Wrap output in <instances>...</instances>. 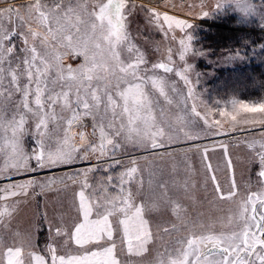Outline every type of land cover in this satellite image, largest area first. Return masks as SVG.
<instances>
[{
    "label": "snow or ice",
    "instance_id": "snow-or-ice-1",
    "mask_svg": "<svg viewBox=\"0 0 264 264\" xmlns=\"http://www.w3.org/2000/svg\"><path fill=\"white\" fill-rule=\"evenodd\" d=\"M127 4L128 0H32L27 7L8 5L0 9V97L14 108L9 114L8 104L0 105V159L3 160L0 175L51 170L77 160L86 161L97 153L112 161L105 168L107 172L120 165L117 154L123 144L131 143L155 153L166 146V140L178 139V135L173 136L166 130L165 109L147 90L150 84L171 104L166 93L168 82L162 77L141 73L140 66L146 61L138 50L133 62L121 57L125 44L129 53L135 48L126 30ZM153 16L158 23L160 15L153 11ZM5 20L12 26L10 29L5 27ZM163 21L169 30L190 27L186 21L167 14L163 15ZM15 38L23 43L19 52L13 42ZM189 39L180 41L185 51L189 50ZM66 57H83V63L77 67L65 66ZM181 59H184L183 52ZM153 67L166 73L172 71L165 63ZM176 74L188 88L185 104L189 99L194 101L191 114L204 121L209 135L223 134L221 129H225V123L210 122V110L202 115L187 77L180 72ZM16 93L20 94L19 101H14ZM238 109L244 113L264 114V103H241ZM238 109L234 104L233 112ZM219 114L225 119L230 115L223 109ZM88 117L92 119L90 134L81 130ZM29 119L35 121L32 136L36 148L31 155L23 147ZM256 124L264 126V115L240 118L231 115L226 130ZM184 135L190 139L199 138V133L193 136L190 131H184ZM77 136L79 145L75 143ZM254 146L255 142L249 143V147ZM216 147L224 150L227 159L228 146L219 143L211 150ZM260 148L258 176L264 186V144ZM209 151L208 147L203 149L205 161L209 160ZM32 159L36 161L35 167L30 166ZM130 163L131 166L120 174L119 184L108 177L107 185L118 188L115 194L108 186H103V182L102 190L88 183L89 173L97 170L94 167L59 177L49 176L43 181L28 179L0 187V201L6 202L26 195L35 187L41 190L57 184L67 187L66 181L80 185L74 197L78 202V217L71 230L55 229V237L67 235L77 247L76 253L59 254L58 248L51 243L46 247L47 255L34 248L25 251L23 246L8 247L3 253V264H122L114 233L120 237L121 253L125 247L129 255L140 256L147 252V245L155 238L147 213L157 210L159 205L155 200L137 202L143 181L135 192L131 190L130 182L136 180L139 169L136 159ZM206 169L211 173L214 199L235 205L234 209H229L227 217L231 231L217 232L214 224L192 222L187 235L177 239L171 251L158 253V264H264V187L241 196L230 159H227V189L218 180L211 163L206 164ZM159 187L165 189L164 196H167L166 185L159 184ZM165 203L173 204L174 212L182 211L174 201L166 200ZM5 214L6 209L0 211V217ZM163 231L169 233L178 229L173 225L172 229L164 228ZM67 244L66 240L65 246Z\"/></svg>",
    "mask_w": 264,
    "mask_h": 264
},
{
    "label": "rangeland",
    "instance_id": "rangeland-1",
    "mask_svg": "<svg viewBox=\"0 0 264 264\" xmlns=\"http://www.w3.org/2000/svg\"><path fill=\"white\" fill-rule=\"evenodd\" d=\"M30 2L32 0H0V9L8 5L27 7ZM250 2L253 5L251 8L237 7L230 2L223 3V0H128L125 13L126 30L128 39L135 48L129 53L128 45L125 44L121 48V57L126 62H133L138 50L146 61L140 66L141 73L145 76L162 77L168 82L166 93L168 100L172 101L171 104L161 97L157 90L152 89L150 84L147 90L165 109V118L168 122L165 125L166 130L173 136L178 135V139L171 142L166 140V146L155 150V153L153 150H146L131 143L123 144L117 154L121 161L120 165L107 172L105 168L112 161L106 157H99L97 153L86 161L77 160L74 164L61 165L51 170L0 175V187L28 179L43 181L49 176L59 177L94 167L97 170L89 173L88 183L98 190L108 186L109 191L115 194L118 188L113 189L111 185H107L108 177L111 176L113 181L119 184L120 174L131 166L132 159H136L139 172L136 180L130 182V187L135 192L142 180V194L137 198V202L151 203L155 200L159 205L157 210L147 213L155 238L147 245V252L136 256L129 255L126 247L123 253L120 252V237L114 233V239L118 243L117 253L122 264H158V253L171 251L176 246L175 241L187 235L192 222L214 224V230L217 232L231 231L227 217L230 214L229 209H234L235 205L214 199V185L211 183V173L207 171L206 164L211 163L213 169H216L218 180L227 189L229 186L227 159H230L232 174L241 196H246L249 191L258 192L264 187L258 176L261 166L257 155L261 151L260 145L264 144V136L261 135L264 133V126L242 125L236 130H226L231 115H237L238 118L264 115L244 113L238 109L241 103L249 105L264 103V0ZM153 11L160 15L158 23ZM165 14L186 21L190 27L169 30L163 21ZM4 24L9 29L12 27L7 20ZM218 25L256 33L261 41L255 44L252 38L253 41L252 39L250 42L243 41L238 48H216L211 41L213 28ZM187 37L190 38V47L185 51L180 41L187 42ZM13 42L19 52L23 47L22 41L15 38ZM182 52L184 59H181ZM81 63L83 57H66L64 60L65 66L70 64L77 67ZM160 63L167 64L172 71L166 73L153 67ZM177 72L187 77L201 114L210 110L208 117L210 122L220 120L225 123V129H221L223 134L209 135L204 121L191 114L190 107L194 101L189 99L185 104L188 88L177 76ZM254 78L261 82L252 86L254 88L247 87L246 83ZM19 99L20 94L16 93L14 101ZM5 104H8L10 114L14 110L13 105L0 97V105ZM234 104H237L236 112L232 110ZM186 108L188 111H185ZM221 109L230 113L227 119L220 116ZM156 116L159 120V110ZM84 124L85 128L81 130L90 134L92 119L85 118ZM168 125H171V128H168ZM26 128L27 135L24 137L23 147L25 152L31 155L36 148L32 136L35 121L29 119ZM182 128L184 131H190L193 136L199 133V138H188L184 131H181ZM88 138L92 139L90 135ZM251 142H255L254 147H249ZM75 143L80 144L78 136ZM219 143L228 146L227 159L222 148L216 147L214 151L211 150ZM205 147L210 149L208 161L203 159ZM29 163L31 167L36 165L34 159ZM2 166L3 160L0 159V167ZM149 180L152 181L151 185ZM66 183L67 187L57 184L44 190L35 187L29 189L26 195L21 194L6 202L0 201V211L7 210V214L0 217V264H3V253L8 247L23 246L25 251L34 248L40 254L47 255L46 247L51 243L58 248L59 254L76 253L77 247L67 235L55 237L57 227L70 231L78 217L76 211L78 202L74 197L80 190V185L72 184L71 181ZM159 184L166 185L167 196H164L165 189L160 188ZM150 193L155 195L150 196ZM166 200L179 204L182 211L174 212L173 204L165 203ZM173 225H176L178 231L169 233L163 231L164 228L172 229Z\"/></svg>",
    "mask_w": 264,
    "mask_h": 264
},
{
    "label": "trees",
    "instance_id": "trees-1",
    "mask_svg": "<svg viewBox=\"0 0 264 264\" xmlns=\"http://www.w3.org/2000/svg\"><path fill=\"white\" fill-rule=\"evenodd\" d=\"M213 37L211 44H214L216 48H238L239 44L243 41L250 42V39H252L253 43L258 44L260 43L261 39L259 36L256 35V33H247L245 31L240 30H233L228 26L224 25H218L217 27L213 28ZM255 75V74H254ZM256 77V76H255ZM252 82V83H251ZM251 82H247L246 85L249 88H254L252 86H256V83L259 84L261 80H257L254 78Z\"/></svg>",
    "mask_w": 264,
    "mask_h": 264
},
{
    "label": "clouds",
    "instance_id": "clouds-1",
    "mask_svg": "<svg viewBox=\"0 0 264 264\" xmlns=\"http://www.w3.org/2000/svg\"><path fill=\"white\" fill-rule=\"evenodd\" d=\"M232 3L236 5L237 7L244 6L245 8H251L253 7L250 0H223V3ZM257 8H259V5H257Z\"/></svg>",
    "mask_w": 264,
    "mask_h": 264
}]
</instances>
